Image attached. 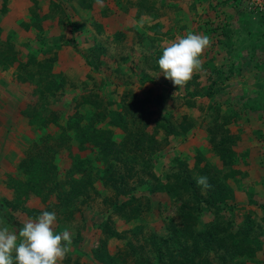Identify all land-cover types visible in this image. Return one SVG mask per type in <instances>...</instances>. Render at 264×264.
<instances>
[{
    "label": "rangeland",
    "instance_id": "1",
    "mask_svg": "<svg viewBox=\"0 0 264 264\" xmlns=\"http://www.w3.org/2000/svg\"><path fill=\"white\" fill-rule=\"evenodd\" d=\"M77 1L49 0L43 14L46 0H29L26 9L0 0V52L16 42L3 59L10 63L0 58V225L18 232L25 220L54 212L56 231L72 237L59 264H264V13L248 16L240 0H183L172 10L180 20L170 21L161 0H86L83 14ZM148 4L160 18L146 13ZM188 32L211 44L202 68L178 88L158 60L162 46ZM231 34L236 42L227 48ZM43 73L60 75L64 89L49 94L52 79L41 85ZM132 106L135 123L105 122L99 133L93 112ZM88 111L89 126L113 143L116 171L95 181L97 197L69 187L65 194L61 184L49 191L28 174L27 148L35 141V153L48 136L60 139L62 126L82 125ZM140 132L141 148L150 150L141 163L129 159L125 142ZM94 140L90 134L85 150L72 148L91 171L105 165ZM65 157L42 160L59 168L62 181L71 164ZM199 175L211 188L197 186Z\"/></svg>",
    "mask_w": 264,
    "mask_h": 264
},
{
    "label": "trees",
    "instance_id": "2",
    "mask_svg": "<svg viewBox=\"0 0 264 264\" xmlns=\"http://www.w3.org/2000/svg\"><path fill=\"white\" fill-rule=\"evenodd\" d=\"M186 1H188V0H186ZM197 1L198 0H192L191 3L197 2ZM183 2H185V1H183V0H161L160 4L163 7L166 6L168 8V10H170L172 12V10L176 11V10L180 9V5L182 6ZM241 2L243 3L242 0H241ZM83 3L86 5V3H88V2L85 0V1H83ZM243 5H246V3ZM146 7H147L146 13L152 14V19H156V18L161 17L159 15L158 11H156L154 5L148 4ZM60 9H62V8H60ZM73 10H75L74 7H73ZM105 10H107L106 6L103 10L104 13H105ZM245 11L248 14H253V16L255 18L261 17V14L263 13V12H253V11H248V10H245ZM179 12L180 11H177V13H179ZM89 13H90V15L96 14L90 10H89ZM50 15H51V13L49 14V16ZM101 16L103 17L104 15L101 14ZM179 16L180 15L173 17V12H172L170 21L173 18H176V20L179 21L180 20ZM98 18H99L98 16L92 15L93 22H95L96 19H98ZM155 22L156 23L153 24V30H154V32H160V29H161L160 24H162V23L159 20L155 21ZM222 29H225V32L229 31L227 29V27L226 28L222 27ZM11 38H14V36H11ZM13 40L14 39H12V41L9 44V47L11 50H12V48H16V44H15L16 42ZM8 42H9V40H8ZM10 49L6 50L5 51L6 53L0 52V58L2 57L1 58L2 64H4V65H8L10 63V60H3V59H10V57L7 55V53L10 54V52H11ZM96 66H97L96 68H100L99 64H97ZM41 69H43V66L41 67ZM49 74L50 73H47V74L43 73V74L38 75L41 77L40 79H43L42 83H40L41 85L44 84V82L46 80L45 78H47L46 76ZM16 76H19V75L16 73ZM49 76L52 79V81H47V83H46L47 84V91L49 94H54L55 91L64 89L65 81H63V82L61 81L60 75L51 74ZM29 77L24 78V77L20 76V78H22V81H29L30 83H32L31 81L34 80V78H32V77L29 78ZM37 79H38V77L36 78V80ZM37 81H39V79ZM37 85H38V83H37ZM90 109L91 108H89V111H90ZM134 109L135 108L132 106L130 108L126 107V108H124V110L122 109V112H118L117 110H114L112 112V111H109L107 109L100 111L98 113L93 112V114L95 116L97 115V117H98V126L100 127L99 133L102 134L101 131L106 124L105 122H108L110 125H114V123L119 122L118 124L122 128H124L125 126H128L129 123H135L136 117H133L132 119L130 118L131 112H133ZM89 111H88V113H89ZM91 111H94V109H92ZM135 112H137L136 109H135ZM91 114L92 113H89L88 116H86V119L82 122V125L78 124L76 126V124H73L70 126L68 125V127L62 126V128H66L65 131H63L64 135L60 139H55V140L50 139V137L48 136L46 138V142L43 145L44 148L41 147L35 153L32 152L33 147L30 148L32 145H34L33 142H35V141L31 142L32 144L27 148V150L29 149V151H30V154L28 153V159L31 160L30 164L32 163L31 170H29L28 174L29 175L34 174L32 176V178H34L38 183L44 184L48 188L49 191L51 188L60 187L59 185L61 184L64 188L61 190V192L65 193V194H67L65 188L68 189V187H69L71 189V191L75 190L78 195L81 193L82 195L80 196V198L97 197L99 195V193H98V190L96 191V189L94 187L95 181L97 179L101 180L103 178V176H107V175H109V173L116 171V167L114 165V161H116V156L113 153L111 154V148L108 145V144L112 145L113 143H111L112 141L109 142L108 139H107V141H104V140L102 141V139H100V137L96 134V132L92 129V127L89 126L88 120L91 119ZM33 121L34 120H32V122ZM95 127L97 129L99 128L97 126H95ZM70 129L74 130L75 133L73 135H69L68 131ZM90 134L95 136V140H94L93 145L98 148L100 158L105 163L104 167L101 170L94 169L93 171H91L89 168V165L86 164L87 157L81 156L80 154H78L77 151L74 152L72 149L73 146H76V148L79 151L85 150L87 147L85 142L89 139ZM140 134L141 135H139V134L131 135L134 137H131V136L126 137L125 142H127L128 144H130L133 147L132 149H133L134 153H132L130 155L129 159L131 161H137V162L141 163L142 160L145 161L142 158L143 151H147L146 155L148 156L150 150H145L144 148H141V146L146 145V142L143 139V137L145 135L142 134L141 132H140ZM104 138H106V137L104 136ZM35 144H36V142H35ZM35 147H36V145H35ZM116 148H117V145H116ZM58 152H59V155H60V153L65 154L67 156V157H65V159H71L70 166L63 173V177H64L63 181H62L61 177L59 176V168L58 167H56L54 164L52 165L48 162L46 165V163H43V161H42V160H45L47 158L56 160L55 157H56V155H58ZM229 152H231V151L229 150ZM31 156H32V158H31ZM147 156H145V157H147ZM228 156H230V154ZM119 178H121V177L119 176ZM122 185H123V183L120 182L118 184V188H121ZM122 196L124 197V195H122ZM126 198L127 199H125L124 202H126V201L131 202L133 197H126ZM18 226H19V228L22 227V225H18ZM78 237H80L79 233H78Z\"/></svg>",
    "mask_w": 264,
    "mask_h": 264
},
{
    "label": "clouds",
    "instance_id": "3",
    "mask_svg": "<svg viewBox=\"0 0 264 264\" xmlns=\"http://www.w3.org/2000/svg\"><path fill=\"white\" fill-rule=\"evenodd\" d=\"M96 3L103 4V0ZM210 44L207 35L188 32L162 46L160 71L174 87H183L202 68L200 57ZM195 182L202 191L211 188L207 176H196ZM56 221L54 212L44 211L36 219L25 220L18 232L0 225V264H59L70 251L72 237L67 230L58 233Z\"/></svg>",
    "mask_w": 264,
    "mask_h": 264
},
{
    "label": "crops",
    "instance_id": "4",
    "mask_svg": "<svg viewBox=\"0 0 264 264\" xmlns=\"http://www.w3.org/2000/svg\"><path fill=\"white\" fill-rule=\"evenodd\" d=\"M93 1H95V0H93ZM29 0H8V5L7 6H9L10 8H14V7H17V8H19V9H26V8H28V7H30L29 6ZM41 3L40 2H38V5H40ZM105 7V6H104ZM49 8H50V6H49V0H46V3H44V4H41L40 5V9H41V12L43 13V14H48L49 13ZM86 9V6H85V4L83 3V0H78L77 1V12L79 13V14H83V12L82 11H84ZM21 11V10H20ZM87 13H88V9H87ZM242 14V11L241 10H239V12H237V14L236 15H239V14ZM245 13H247L246 11H245ZM236 15H232V16H229V15H227V19L229 18V17H232V18H234ZM243 15V14H242ZM247 15L248 16H250V15H252L253 16V14H248L247 13ZM245 16H246V14H245ZM4 21H7L6 20V18H4ZM246 25V28L249 26L247 23L245 24ZM2 27H4V29H8V27H6V26H2ZM230 27H232L233 29H235V26L233 25V24H231L230 25ZM14 29L15 30H17L16 29V27H14ZM248 30V29H247ZM18 32V31H17ZM30 32H32V31H30ZM234 42H236V40H235V36L234 35H232L231 34V36L230 37H228L227 39H226V47L228 48V47H230Z\"/></svg>",
    "mask_w": 264,
    "mask_h": 264
},
{
    "label": "built area",
    "instance_id": "5",
    "mask_svg": "<svg viewBox=\"0 0 264 264\" xmlns=\"http://www.w3.org/2000/svg\"><path fill=\"white\" fill-rule=\"evenodd\" d=\"M242 1L243 4L246 3L245 6L248 11L264 13V0H242Z\"/></svg>",
    "mask_w": 264,
    "mask_h": 264
}]
</instances>
